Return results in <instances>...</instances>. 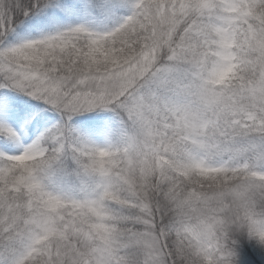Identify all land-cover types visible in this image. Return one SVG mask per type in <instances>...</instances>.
<instances>
[{
    "label": "snow or ice",
    "instance_id": "1",
    "mask_svg": "<svg viewBox=\"0 0 264 264\" xmlns=\"http://www.w3.org/2000/svg\"><path fill=\"white\" fill-rule=\"evenodd\" d=\"M0 264H264V0H0Z\"/></svg>",
    "mask_w": 264,
    "mask_h": 264
}]
</instances>
